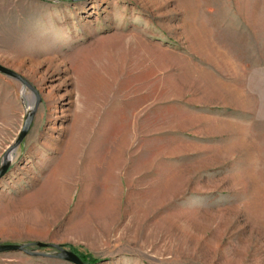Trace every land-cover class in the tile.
<instances>
[{
    "label": "rangeland",
    "instance_id": "1",
    "mask_svg": "<svg viewBox=\"0 0 264 264\" xmlns=\"http://www.w3.org/2000/svg\"><path fill=\"white\" fill-rule=\"evenodd\" d=\"M0 65L27 84L0 74V163L35 107L0 179V245L264 264V0H0Z\"/></svg>",
    "mask_w": 264,
    "mask_h": 264
},
{
    "label": "water",
    "instance_id": "2",
    "mask_svg": "<svg viewBox=\"0 0 264 264\" xmlns=\"http://www.w3.org/2000/svg\"><path fill=\"white\" fill-rule=\"evenodd\" d=\"M0 74L5 75L6 77L12 80H16V81H19L27 85L20 78L18 74L14 73L13 71L9 69L4 68L1 65H0ZM34 112H35V107H32L29 114L25 118L24 123L21 127V130L17 138L15 139L14 143L10 146V148L3 155L1 159V163H0V179L3 178V176H5V174L8 172V167L12 159V156L15 150L17 149V147L20 145V143L23 141L24 137L26 136L27 131L31 125L32 119L34 117ZM35 246L41 249H46V248L55 249L57 251V254L56 255H45L43 253L33 252V251L28 250L27 245H21V246L19 245H0V254L8 253V252H11V253L20 252V253H23L31 257H45V258H51V259H59L61 261L68 262L70 264H83L76 254H74L71 251L63 249L62 247L58 245L37 243L35 244Z\"/></svg>",
    "mask_w": 264,
    "mask_h": 264
},
{
    "label": "crops",
    "instance_id": "3",
    "mask_svg": "<svg viewBox=\"0 0 264 264\" xmlns=\"http://www.w3.org/2000/svg\"><path fill=\"white\" fill-rule=\"evenodd\" d=\"M65 174H68L67 170H65L64 173L62 172V175H65ZM97 205H99V206H97ZM91 209L101 218H103V217L105 218L107 216H110L111 212H112V204H111V199L109 198V194H107V192H104L102 194V196L100 198H98L97 201L93 202ZM98 212H100V213H98Z\"/></svg>",
    "mask_w": 264,
    "mask_h": 264
},
{
    "label": "trees",
    "instance_id": "4",
    "mask_svg": "<svg viewBox=\"0 0 264 264\" xmlns=\"http://www.w3.org/2000/svg\"><path fill=\"white\" fill-rule=\"evenodd\" d=\"M73 253L76 254L75 252H73ZM76 255L79 257V259L81 260V262L83 264H90V263H93L94 262V261L89 260L88 258H86L84 256H81V255H78V254H76Z\"/></svg>",
    "mask_w": 264,
    "mask_h": 264
},
{
    "label": "bare ground",
    "instance_id": "5",
    "mask_svg": "<svg viewBox=\"0 0 264 264\" xmlns=\"http://www.w3.org/2000/svg\"><path fill=\"white\" fill-rule=\"evenodd\" d=\"M64 176H65V175H64ZM49 192H50V191H49ZM51 192H52V190H51ZM51 192H50V193H51ZM53 193H55V192H53ZM58 193H59V192H58ZM60 193H61V192H60ZM52 195H53V194L51 193V198H52V197L54 198V195H53V196H52ZM57 195H58V194H57ZM59 195H60V194H59ZM47 196H48V198L50 197L49 194H47ZM47 196H46V197H47ZM104 200H105V199H104ZM103 202H104V201H103ZM100 203H101V202H100ZM92 204H93V203H92ZM95 204H96V203H95ZM108 205H109V204H108ZM97 206H99V205H97ZM57 207H58V205H57ZM106 207H107V206H106ZM57 209H58V208H57ZM97 209H98V208H97ZM104 209H105V208H104ZM95 210H96V209H95ZM98 213H100V212H98Z\"/></svg>",
    "mask_w": 264,
    "mask_h": 264
}]
</instances>
